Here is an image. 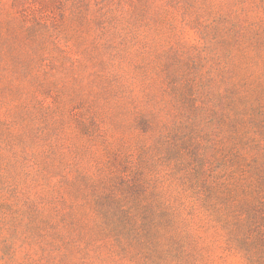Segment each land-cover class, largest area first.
Instances as JSON below:
<instances>
[{"label": "rangeland", "instance_id": "rangeland-1", "mask_svg": "<svg viewBox=\"0 0 264 264\" xmlns=\"http://www.w3.org/2000/svg\"><path fill=\"white\" fill-rule=\"evenodd\" d=\"M62 1L0 0V264H264V0Z\"/></svg>", "mask_w": 264, "mask_h": 264}, {"label": "trees", "instance_id": "trees-1", "mask_svg": "<svg viewBox=\"0 0 264 264\" xmlns=\"http://www.w3.org/2000/svg\"><path fill=\"white\" fill-rule=\"evenodd\" d=\"M15 1V0H14ZM17 1H20V0H17ZM53 3H54V6H56L55 8L58 9V10H61L64 3L62 0H51ZM86 0H71L72 2V5L75 7V8H78L80 6H82L83 4H85ZM254 224H250V228L253 227L255 230L257 229L258 230V227L256 226H253ZM255 230H253V232H255ZM256 240L259 242V244H262L264 242L262 236L256 232Z\"/></svg>", "mask_w": 264, "mask_h": 264}]
</instances>
